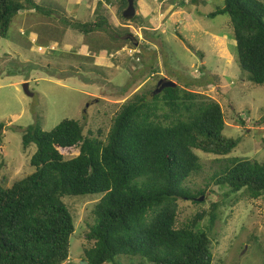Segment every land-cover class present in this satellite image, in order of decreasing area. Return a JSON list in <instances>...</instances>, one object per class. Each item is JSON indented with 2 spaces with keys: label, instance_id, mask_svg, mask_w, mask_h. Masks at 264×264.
Here are the masks:
<instances>
[{
  "label": "rangeland",
  "instance_id": "1",
  "mask_svg": "<svg viewBox=\"0 0 264 264\" xmlns=\"http://www.w3.org/2000/svg\"><path fill=\"white\" fill-rule=\"evenodd\" d=\"M121 1L35 0L52 14L24 10L13 20L0 40V123L15 130L4 132L6 144L0 145V184L9 188L32 173L36 147L23 151L22 135L35 116L46 132L68 119L81 122L85 134L100 131L105 138L125 102L135 94L152 97L160 80L171 81L217 102L225 115L223 135L241 139L226 156L195 151L202 171L188 181L197 191L209 186L204 208L220 205L211 232L214 264H264V196L232 194L210 180L225 160H264V85L250 82L239 67L229 16L207 17L224 0H136L135 20L123 17ZM99 17L107 32L74 29ZM24 84L34 97L24 93ZM102 196L63 200L75 223L70 259L63 264H86L84 250L92 245L86 234ZM198 207L180 201L177 223L191 219ZM206 224L207 218L200 225ZM116 264L147 263L119 256Z\"/></svg>",
  "mask_w": 264,
  "mask_h": 264
},
{
  "label": "trees",
  "instance_id": "2",
  "mask_svg": "<svg viewBox=\"0 0 264 264\" xmlns=\"http://www.w3.org/2000/svg\"><path fill=\"white\" fill-rule=\"evenodd\" d=\"M121 4L128 6L127 0ZM24 10L52 14L35 0H0V40ZM220 15L230 18L239 67L250 82L264 85V3L224 0L223 8L207 17ZM106 24L99 17L74 29L88 35L107 32ZM149 93L152 97L135 94L120 107L105 138L100 131L97 136L85 134L81 122L68 119L46 132L35 116L22 135L23 151L36 147L32 173L9 188L0 184V264L69 260L75 223L63 200L87 195L103 196L86 234L92 244L84 250L86 264H116L119 256L138 257L147 264H214L211 232L220 205L204 208L206 202L197 199L208 200L209 186L197 191L188 181L202 171L195 151L226 156L241 139L223 135L222 108L204 95L179 85ZM6 131L15 132L0 123L1 146ZM210 180L229 187L232 194L244 191L248 198L259 199L264 196V160H225ZM180 201L201 208L182 224L177 223Z\"/></svg>",
  "mask_w": 264,
  "mask_h": 264
},
{
  "label": "water",
  "instance_id": "3",
  "mask_svg": "<svg viewBox=\"0 0 264 264\" xmlns=\"http://www.w3.org/2000/svg\"><path fill=\"white\" fill-rule=\"evenodd\" d=\"M135 1L136 0H127L128 6L126 8V10L123 12V17L126 20H131L135 17L136 15V8H135ZM177 84L171 81H167V80H160L158 85H157V89L156 91H154V94H159L161 93L164 89L167 88H176ZM23 91L24 93L28 96V97H34V93L30 90L29 88V84H24L23 86ZM198 202H203L204 201V197H201L199 199H197ZM82 263H86L85 261Z\"/></svg>",
  "mask_w": 264,
  "mask_h": 264
}]
</instances>
